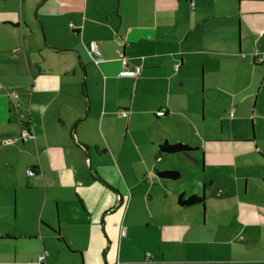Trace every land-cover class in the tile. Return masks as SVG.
Wrapping results in <instances>:
<instances>
[{"label":"crops","instance_id":"crops-1","mask_svg":"<svg viewBox=\"0 0 264 264\" xmlns=\"http://www.w3.org/2000/svg\"><path fill=\"white\" fill-rule=\"evenodd\" d=\"M257 52L264 0H0V264H264Z\"/></svg>","mask_w":264,"mask_h":264},{"label":"built area","instance_id":"built-area-1","mask_svg":"<svg viewBox=\"0 0 264 264\" xmlns=\"http://www.w3.org/2000/svg\"><path fill=\"white\" fill-rule=\"evenodd\" d=\"M191 6L194 7L195 3L192 1ZM88 52L90 53L92 59L99 64L102 61V55L99 51V47L96 44V42H90L88 45ZM254 62H260L264 63V53H254ZM141 70L140 68H137L136 70H123L119 73L120 77H136L138 74H140ZM165 114V110H161L157 113L158 116H163ZM123 117H127V113L122 114ZM21 139L23 142H28L31 140H34L33 130L31 128L30 122L26 121L24 119V116L20 114V128H19V135L17 137H8L3 140L4 144H14L17 140ZM28 174L30 176H33L35 172L33 170H29ZM126 231L125 229L122 230V235H125ZM0 234V238H1ZM48 256L47 251H43V253L38 257V263L39 264H46V258Z\"/></svg>","mask_w":264,"mask_h":264},{"label":"rangeland","instance_id":"rangeland-1","mask_svg":"<svg viewBox=\"0 0 264 264\" xmlns=\"http://www.w3.org/2000/svg\"><path fill=\"white\" fill-rule=\"evenodd\" d=\"M19 118H18V121L16 122V128H17V131L19 130ZM178 144H180V145H183V146H187V145H185L184 144V142H181V143H178ZM187 147H189V148H191V149H194V148H192L191 146H187ZM168 160L167 161H165V163L167 164V167H177L176 169H178V170H180V169H183L184 167H185V161L184 160H182V159H178V157L177 158H172V157H169V158H167ZM172 159H174V160H176L175 162L176 163H174L173 161H172ZM175 165H177V166H175ZM183 167V168H182ZM164 172V171H177V170H175V168H174V170H171V169H168V170H160V172ZM156 172V171H155ZM155 172H154V176H155ZM160 177V176H159ZM161 178V177H160ZM182 178V180L183 181H178V182H175V183H180V182H182V184H180L179 185V189H181V191H187V188H185L183 185H185V184H187L188 182V180L189 181H194V179H196V178H191V176L186 172V173H181V175H180V179ZM162 180L164 181V182H170V181H173V179H164V178H162ZM166 180V181H165ZM193 183V182H192ZM197 183V182H196ZM148 186L149 187H151L152 188V184H148ZM161 189L162 190H165V188H164V186L161 184ZM189 190V189H188ZM151 195H152V197L153 198H167V197H163V196H160L159 194H157L156 192H155V190L154 191H152L151 192ZM188 197V196H187ZM247 196H244V193H243V196H241V198H246ZM184 198H186V197H184ZM239 198V197H238ZM214 202V201H213ZM209 203H211L210 201H209ZM215 203V202H214ZM209 215V214H208ZM184 216V215H183ZM185 216H188V215H185ZM223 217V218H222ZM177 218H178V216H177ZM211 220V222H208V225L209 226H211V225H213V226H215V225H217L218 224V222H216V221H214L212 218H211V216L209 215V218H208V221H210ZM219 220L221 221H223V222H226L227 221V219L226 218H224V216H220L219 215ZM200 221V220H199ZM200 223L201 224H203L201 221H200Z\"/></svg>","mask_w":264,"mask_h":264},{"label":"trees","instance_id":"trees-1","mask_svg":"<svg viewBox=\"0 0 264 264\" xmlns=\"http://www.w3.org/2000/svg\"><path fill=\"white\" fill-rule=\"evenodd\" d=\"M254 64H257V63L255 62ZM18 135H19V132H18ZM19 140L22 141L21 139ZM161 150L162 152L167 153V154H178V153H186L188 151H191V148L180 145V144L173 145V144L165 143L163 146H161ZM159 176L164 179L166 178V179L178 180L180 178V172L179 171H164V172L162 171V172H159ZM202 201H203L202 198L198 197L197 195H193L187 199H183L182 197H180L179 205L182 207H190Z\"/></svg>","mask_w":264,"mask_h":264}]
</instances>
